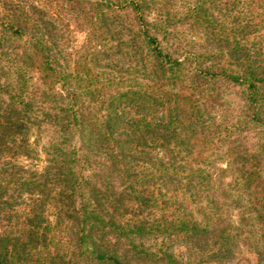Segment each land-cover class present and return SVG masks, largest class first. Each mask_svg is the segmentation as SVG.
Wrapping results in <instances>:
<instances>
[{"label":"trees","instance_id":"obj_1","mask_svg":"<svg viewBox=\"0 0 264 264\" xmlns=\"http://www.w3.org/2000/svg\"><path fill=\"white\" fill-rule=\"evenodd\" d=\"M253 2L259 4L264 0ZM157 5L156 0H101L98 7L102 13L98 12L96 17L116 24L115 29L107 28L104 36L94 32L87 37L82 48L85 64L82 69L74 70L75 73L70 66L61 67L49 53L51 46L44 33L30 36L20 55L14 54V51L2 52L4 58L0 61L1 68L11 71L12 77H17L15 82H8L5 87L9 101L4 116L8 118L0 123V145L6 129H16L22 124L20 120H26L28 124V110L34 107L40 113L41 128L50 134L51 141L46 149L52 165L43 175L46 182L41 184L32 179L0 177V222H12L14 219L8 211L12 205L8 199L14 197L11 192L38 188L41 193V201L35 203L39 206L27 218L29 228L26 234H23L24 231L21 236L12 229L19 227L20 222L0 233V264H180L175 254L166 248L167 241L176 239L186 242L202 238L212 239L219 262L234 259L236 237L232 233L231 222L221 215L213 195L212 177L202 165L191 171L197 173L190 175L186 186L182 183V177L173 180L175 176L171 175L166 178V181L175 184V191L187 189L199 202L198 210L193 213L182 209L184 201H178L175 206L182 213L170 215L169 219L174 216L171 220L145 212L154 206L152 204L159 197V190L141 192L138 182L130 181L141 174L135 173L131 167L122 171L125 183L129 181L130 184L124 193L115 190L110 183H93L89 153L108 143L115 145V163L119 162L117 151L122 159L127 160L128 153L136 150V143L148 140L156 145L162 143L169 157L166 170L171 174L182 175V161L185 158L182 156V142L190 137L188 134L195 130L204 114L201 103L207 89H193L192 86L197 85L198 81L215 85L226 80L244 87L245 103L253 110V119L264 127V67L258 64L256 56L252 59L249 45L238 42L239 37L244 36L254 23L253 19L246 16L247 11L249 13V0H182V27L189 22L191 29L195 26V31L200 27L213 29L219 26L210 34L215 44L224 42L221 28L225 26L219 20L220 15L227 20L236 8L243 7L237 11L244 18L233 15V43L229 39L226 42L229 61L236 64L238 71H232L224 63L215 62V49L206 52L188 50L186 47L191 48L197 42L187 38L184 31L180 57L181 52L174 46L172 38V24H175L180 11L165 6L161 10L156 9L158 18L151 20L150 17L156 14L154 10ZM104 7L111 9V13L106 14ZM230 8L228 15L226 12ZM121 12L133 19L127 26L119 15ZM92 19L96 20L95 17ZM237 25L243 28L239 30ZM34 29L15 28L12 25L2 28L5 34L9 30L20 40ZM125 34L130 38L120 41L115 47L119 54L127 46L123 53L124 59L114 58L108 50L103 51L108 41H115L118 35ZM49 37L53 43L52 35ZM1 42L4 43L3 38H0V45ZM29 51H33V54H28ZM101 56L106 57L109 69L94 73L90 62H100ZM27 61L38 62L42 66L43 88L29 90L24 72L18 66ZM149 62L152 68L148 67ZM119 72L134 77L114 75ZM141 76L152 85L141 84L137 79ZM113 84L116 88L127 86L128 90L120 91L110 96L108 101L101 102L102 107L107 104L109 113L100 124L95 116L87 112V99H99V95L103 94L101 90L110 89ZM35 93L39 94L38 105L34 101ZM124 103L139 112L149 111L152 117L148 119L144 115L140 119L128 120ZM25 128L29 129L27 125ZM108 150L111 151V147ZM5 152V149H0V159L5 156ZM141 152L140 156L147 154ZM14 168L15 165L9 162L0 163V176ZM142 177V181L147 184L154 179L152 172L144 173ZM51 183L57 189L53 197L48 189ZM50 198L54 200L58 211L57 225L70 222L66 227L74 232L68 246L50 237L49 227L41 230L44 210L40 208ZM196 214L200 218H196ZM256 221L264 239V195L256 210ZM151 241L155 243L154 250Z\"/></svg>","mask_w":264,"mask_h":264},{"label":"rangeland","instance_id":"obj_2","mask_svg":"<svg viewBox=\"0 0 264 264\" xmlns=\"http://www.w3.org/2000/svg\"><path fill=\"white\" fill-rule=\"evenodd\" d=\"M158 2L155 8V13L150 17L151 20L157 19L156 9L161 10L162 7L168 6L171 10H179L175 24H172L174 46L181 52L182 57V31L186 33L187 38H192L197 44L188 50L196 49L200 52H206L209 49H215V62L224 63L232 71H238L236 64L230 62L228 58V39L233 43L234 36L231 34L233 25V15L240 16L238 11L243 9L242 6L236 8L228 19L222 18L219 20L225 26L221 28L223 32V44L214 43V38L210 35L212 31L219 28L210 29L200 27L195 31V26L190 22L182 27V0H156ZM225 0H222V2ZM101 0H0V38H3L4 43L0 45V61L4 56H1L3 51L20 55L24 52V45L30 40V36L34 33H44L51 47L49 53L58 61L61 67H71L75 73L78 69H82L85 64L83 60V46L89 35L94 34L104 36L107 28L115 29V25L110 22L96 17L101 9L98 7ZM249 13L247 9V17L254 20L249 26V30L240 36L239 43L249 47L252 53V59L255 56L259 60L258 64L264 67V2L254 3L249 0ZM106 14L111 13V9L104 7ZM238 10V11H237ZM230 10L226 14L230 15ZM250 14V15H249ZM102 15V14H101ZM124 25L127 26L133 19L128 17L124 12L119 13ZM219 16V14H218ZM96 18L93 21L92 18ZM243 17L244 16H240ZM250 20V21H251ZM102 21V22H101ZM252 22V21H251ZM246 24V23H245ZM25 27L27 29L36 28L39 30H29L27 36L23 39L16 38L12 32L8 30L5 34L2 28ZM251 27V28H250ZM241 30L243 26L237 25ZM225 29V30H224ZM49 35H52L53 43ZM130 38L127 34L118 35L115 41H108L103 48V51L108 50V53L114 58L124 59V47L119 54L115 47L120 41H127ZM28 54H33L29 51ZM106 57L101 56L100 62H90V67L94 73L98 70H108L105 61ZM233 61V60H232ZM5 66L6 62L3 61ZM24 72V78L28 82L29 90L43 88L41 79L42 66L35 61H27L18 65ZM148 67H151L150 62ZM115 76H124L129 78L131 75H123L121 72L115 73ZM17 75L12 77L11 71H5L1 68L0 63V123L7 120L4 116V111L7 109L9 95L5 88L7 83L16 81ZM132 78L134 76H131ZM141 84H151L142 76L137 78ZM200 87H198V86ZM197 85L192 88L196 91L207 89L206 97L201 103L203 106V118L195 128L182 142V156L184 160L182 165L184 170L181 174H171L167 169V161L169 157L166 155V148L162 143L156 145L155 142L148 140L136 143V150L128 153L127 160L122 159L117 151L119 162L115 163V145L113 143L103 144L92 153H89L91 165V174L94 185H106L110 183L117 191H122L128 187L129 181L125 183L122 171H126L129 167L135 173H140L137 177L130 181L138 182L137 186L141 192L159 190V197L152 204V208L146 210L147 214L155 213L158 218L169 219L170 215H180L182 211L177 209L176 203L184 201L182 209H188L193 213L198 210V199H194L187 189L176 190L175 184L171 181H166L167 177L174 175L176 180L182 177L184 186L189 183L190 175L197 172H191L201 165L209 171L213 183V195L217 200L221 215L231 222L232 233L236 237L235 255L230 262L221 263L217 260L216 252L212 244V239H189L186 242L183 240H169L166 243V248L170 249L180 261V264H264V239L260 225L256 221V210L260 207V200L264 195V127L253 119V110L245 103L244 87H238L226 80H221L218 83L208 84L198 81ZM113 84L110 89H103V94L99 95V99L94 97L92 100L87 99V112L99 120V123L104 121L109 110L101 106V102L107 100L110 96L117 95L120 91L128 90L127 86L116 88ZM58 86H56V89ZM203 88V89H202ZM185 86L182 83V91ZM202 93V92H200ZM41 97V95H40ZM88 97V98H89ZM39 94L35 93V104L38 105ZM28 100V99H27ZM128 112L127 119L142 118L144 115L150 119L152 117L149 111L139 112L136 108L128 106L124 103ZM122 105V107H124ZM22 107V106H19ZM30 121L20 120L21 125L16 129H6L3 133L0 149H5V156H2L0 163L9 162L15 165L16 168L2 174L0 177L7 178L13 176L14 179H32L40 184L46 182L43 177L46 169L52 164L50 161L49 151L46 149L50 139V134L41 128L40 113L36 108L29 110ZM161 115L162 110H158ZM264 115V110H262ZM260 117H263V116ZM26 125L29 129H26ZM127 130V129H126ZM133 133V132H131ZM187 136V135H186ZM135 145V144H134ZM111 147V151L108 150ZM44 150H47L45 152ZM142 151V152H141ZM140 152L147 153L140 156ZM54 173V171H50ZM153 173L154 179L144 183L142 181L144 173ZM165 179V181H164ZM173 182V181H172ZM174 183V182H173ZM52 197L57 192L56 186L53 183L48 188ZM38 188L23 189L22 191L11 192L14 197L8 199L12 204L8 207V211L14 216L12 222L1 221L0 233L4 229L8 230L12 226L20 222L19 227L14 229L22 236L26 234L29 228L27 218L36 211L41 201V193ZM105 191V190H104ZM129 193V191H128ZM181 198V199H179ZM44 210L42 227H49V236L55 238L56 241H61L63 245L68 246L71 235L74 233L67 223L57 225L58 211L55 209V202L52 198L47 199L41 208ZM39 209V210H40ZM130 213H133L130 210ZM142 216H144L142 214ZM200 218L198 214L194 215ZM152 249H155V243L150 242ZM54 248V247H53ZM51 254L53 252L50 249ZM136 264V262H134ZM139 264V263H137ZM144 264H164V263H144Z\"/></svg>","mask_w":264,"mask_h":264}]
</instances>
